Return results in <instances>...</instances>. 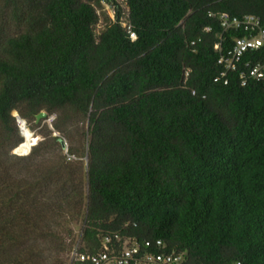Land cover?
<instances>
[{
    "label": "trees",
    "instance_id": "1",
    "mask_svg": "<svg viewBox=\"0 0 264 264\" xmlns=\"http://www.w3.org/2000/svg\"><path fill=\"white\" fill-rule=\"evenodd\" d=\"M221 13L264 27V0H0V264H69L115 235L264 264V83L215 81V44L244 35ZM42 110L52 129L12 153L13 111Z\"/></svg>",
    "mask_w": 264,
    "mask_h": 264
},
{
    "label": "built area",
    "instance_id": "2",
    "mask_svg": "<svg viewBox=\"0 0 264 264\" xmlns=\"http://www.w3.org/2000/svg\"><path fill=\"white\" fill-rule=\"evenodd\" d=\"M106 7L109 9L108 14L111 12L112 17L110 18L114 20L113 5H106ZM219 20L224 31L241 30L244 35L235 39L233 45L226 50L222 49L221 43L215 44V50L220 53L218 62L222 67L215 81L222 79L223 83L227 84L228 74L237 73L242 86L246 85L249 80L264 83V27L260 17L221 13ZM121 25L126 27L127 23L121 22ZM209 29V27L206 28V30ZM127 33L131 40L136 38L134 31L128 26ZM49 119L51 120L52 117ZM121 240L116 235L115 239L106 236L102 238L100 249L97 252H81L75 246L70 253L69 264H184L182 254L141 250L130 239L124 240L121 247H118L114 241ZM156 245H161V241L158 240Z\"/></svg>",
    "mask_w": 264,
    "mask_h": 264
},
{
    "label": "rangeland",
    "instance_id": "3",
    "mask_svg": "<svg viewBox=\"0 0 264 264\" xmlns=\"http://www.w3.org/2000/svg\"><path fill=\"white\" fill-rule=\"evenodd\" d=\"M107 8V7H106ZM105 8V9H106ZM107 10V13H109V9L107 8L106 9ZM99 15H100V23L98 24V26H97V30H100L103 26H104V17H103V15H102V12L101 11H99ZM109 15V17H112V15H111V12H110V14H108ZM13 115H16L17 114V112H15V111H13V113H12ZM52 117V119L50 120L49 118H51ZM54 117H55V115L54 114H51V115H48L46 118H44V119H40L38 122H36L35 120L34 121H32V120H27V119H24L25 121H26V128H27V131H28V133L31 135V142H30V144L32 143V141H33V143L31 144V145H33V144H35V143H37L40 139H41V134H40V131L43 129V127L45 126V125H47L48 126V128L49 129H52V127H51V121L54 119ZM23 119V118H22ZM84 128H85V125H84ZM30 130V131H29ZM52 134L54 135V134H56V135H58L59 133L57 132V131H53L52 130ZM20 135H21V133H20ZM71 141H72V143H73V145H75V146H79V144L81 143V140L78 138V137H76L75 138V136L73 137V138H71ZM29 144V145H30ZM64 144H65V146L66 147H68L69 146V144H70V142L68 141V140H66L65 139V141H64ZM15 150L13 149L12 150V153L14 152ZM22 151V150H21ZM66 151L67 150H65L64 149V151H63V153L65 154L66 153ZM74 159L76 160L77 158L76 157H74ZM80 226H81V224H78L76 227H75V232H76V235L79 233V228H80Z\"/></svg>",
    "mask_w": 264,
    "mask_h": 264
},
{
    "label": "water",
    "instance_id": "4",
    "mask_svg": "<svg viewBox=\"0 0 264 264\" xmlns=\"http://www.w3.org/2000/svg\"><path fill=\"white\" fill-rule=\"evenodd\" d=\"M16 117V119L18 120V127H19V130H20V133H21V136L23 137V141H24V136L22 134V129H21V123H26V121L24 119H22L18 114L14 115ZM47 117V113L46 111L42 110L40 112H38L36 115H35V121L38 122L40 119H44ZM21 144H19L17 147L14 148V152L15 154H18V155H24V154H27L30 150V147L28 148V150L26 152H23V151H20L21 150Z\"/></svg>",
    "mask_w": 264,
    "mask_h": 264
},
{
    "label": "bare ground",
    "instance_id": "5",
    "mask_svg": "<svg viewBox=\"0 0 264 264\" xmlns=\"http://www.w3.org/2000/svg\"><path fill=\"white\" fill-rule=\"evenodd\" d=\"M21 129H22V134L24 136V141H22V145H21L22 148H21V150L23 152H26L28 150V148L30 147V145L33 143V141L30 144V142H31V135L28 133L25 123H21Z\"/></svg>",
    "mask_w": 264,
    "mask_h": 264
}]
</instances>
